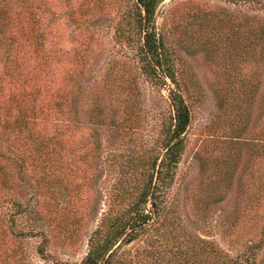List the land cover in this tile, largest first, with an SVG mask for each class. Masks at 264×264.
Returning <instances> with one entry per match:
<instances>
[{
	"label": "rangeland",
	"instance_id": "1",
	"mask_svg": "<svg viewBox=\"0 0 264 264\" xmlns=\"http://www.w3.org/2000/svg\"><path fill=\"white\" fill-rule=\"evenodd\" d=\"M53 1L56 13H50L54 22L50 39L57 41L59 35L67 61L78 40H88L95 31L85 74L65 60L60 75L61 83L83 79L94 92L88 98L84 91L79 105L80 170H57L49 178L50 189L38 196V206L44 209L41 222L53 239L52 258L72 264L86 257L90 236L108 202L105 194L119 176L118 169L102 170L92 160L97 149L96 138L90 136L92 129H98L103 146L110 129L89 119L91 98L98 93L100 101H111L99 83L111 64L134 72L138 67L134 52L115 38L128 0H71L91 10L82 27L70 20L69 0ZM156 23L182 76L190 82L188 145L172 191V218L125 244L117 264H193L194 236L213 239L224 248L242 249L257 238L264 224V218L260 221L256 215L264 156L259 157L254 149L264 128V56L260 52L264 41L259 39L264 38V6L242 0H164ZM87 24L93 29L87 31ZM142 88L149 109L157 114L147 126L140 123L134 135L126 136L128 146L159 131L158 113L168 105V87L156 91L143 81ZM128 146L110 147V156ZM100 206L102 210L96 213ZM260 210L264 212V203ZM3 219L0 214V264L54 263L37 253L38 239L5 237ZM233 219L238 223L234 229L229 224ZM260 260L264 264V249Z\"/></svg>",
	"mask_w": 264,
	"mask_h": 264
},
{
	"label": "trees",
	"instance_id": "2",
	"mask_svg": "<svg viewBox=\"0 0 264 264\" xmlns=\"http://www.w3.org/2000/svg\"><path fill=\"white\" fill-rule=\"evenodd\" d=\"M163 1L128 0L116 25L115 38L134 52L138 72L111 64L99 81L111 101H100L98 93L92 97L89 119L103 122L110 129L106 146L100 143L97 128L90 133L97 141L94 164L102 170L118 169L119 176L105 194L108 202L90 236L86 257L72 264H117L116 257L125 244L140 239L173 216L172 191L188 145L187 130L192 119L188 98L192 91L189 79L182 76L158 31L157 13ZM242 1L264 6V0ZM69 3L71 22L84 26L91 10L83 2L77 6L71 0ZM52 5L53 0H0V214L4 215L5 237L38 239L36 251L42 259L68 264L52 258L53 239L41 222L44 209L38 206V196L50 189L49 178L56 176L57 170H80L79 105L84 91L88 98L94 92L92 87L86 88L83 79L61 83L67 54L59 35L57 41L50 39L54 27L50 13H56ZM86 26L87 31L93 29ZM94 34L88 40L79 39L72 48L73 57L67 61L78 65L82 74L88 67ZM259 39L264 41L263 36ZM260 52L264 56V48ZM143 81L156 91L168 87V105L158 113L159 131L128 146L126 136L134 135L140 123L147 126L156 113L148 107ZM260 133L263 138L254 149L262 158L264 128ZM112 146L129 148L111 157ZM258 191L256 215L261 221L264 181ZM234 219L229 222L232 229L238 226ZM193 238V264H260L264 224L257 238L242 249L224 248L213 239L197 235Z\"/></svg>",
	"mask_w": 264,
	"mask_h": 264
}]
</instances>
